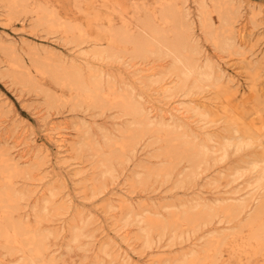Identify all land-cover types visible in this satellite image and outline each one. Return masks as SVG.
<instances>
[{
	"label": "rangeland",
	"instance_id": "374dc122",
	"mask_svg": "<svg viewBox=\"0 0 264 264\" xmlns=\"http://www.w3.org/2000/svg\"><path fill=\"white\" fill-rule=\"evenodd\" d=\"M18 1L0 0V264H264V0Z\"/></svg>",
	"mask_w": 264,
	"mask_h": 264
},
{
	"label": "bare ground",
	"instance_id": "6f19581e",
	"mask_svg": "<svg viewBox=\"0 0 264 264\" xmlns=\"http://www.w3.org/2000/svg\"><path fill=\"white\" fill-rule=\"evenodd\" d=\"M23 1H24V0H23ZM17 2L19 3L18 0H10V6L13 7L12 10H13L14 7L17 5ZM18 6H19V5H18ZM15 8H16V7H15ZM177 17H181V16H177ZM182 17H183V16H182ZM182 17H181V18H182ZM183 18H184V17H183ZM177 19H178V18H177ZM179 21H180V20H179ZM181 21L183 22V20H181ZM181 21H180V22H181ZM182 22H181V23H182ZM183 23H185V22H183ZM182 25H183V24H182ZM184 25H185V24H184ZM154 29H155V28H154ZM154 29H153V30H154ZM188 29H189V28H188ZM154 31H155V32H153V33H155L154 35H156V31H157V30L155 29ZM183 31H184V30H183ZM187 31H188V30H187ZM157 33H158V32H157ZM182 33H183V32H182ZM182 33H181V34H182ZM187 33H188V32H187ZM230 33H231V32H230ZM119 34H120V32H119ZM158 34H160V33H158ZM185 34H186V33H185ZM188 34H189V33H188ZM181 36H182V35H181ZM156 37H157V36H156ZM159 37H160V36H159ZM161 37H162V36H161ZM183 37H185V36H183ZM186 37H187V36H186ZM188 37H189V36H188ZM189 38H190V37H189ZM183 39H184V38H183ZM186 39H187V38H186ZM186 39H184V40H186ZM234 39H235V38H234ZM187 40H188V39H187ZM187 40H186V41H187ZM138 41H139V40H138ZM138 41H135V42L137 43ZM182 41H183V40H182ZM186 41H185V42H186ZM139 42H140V41H139ZM178 42H179V41H178ZM187 42H188V41H187ZM144 43H145V42H144ZM177 44H178V43H176V45H177ZM179 44H180V43H179ZM152 45H153V44H152ZM152 45H151V44H148V43H147V44H146V43L143 44V43L140 42V44L138 43V45H137V46H138V49H139L138 51H140V49H142V50L145 49V50H143V52H144V51H145V52H146V51L148 52V50L151 52V50H154V48H156V47H154V46H152ZM180 45H181V44H180ZM233 45H234V44H233ZM184 46H185V45H183V47H184ZM229 46H230V45H229ZM157 48H158V47H157ZM160 48H162V47H160ZM196 48L198 49L197 46H196ZM178 49H179V48H178ZM184 49H185V48H184ZM190 49H191V47H190ZM193 49H194V48H193ZM155 50H156V49H155ZM159 50H160V49H158V51H159ZM194 50H195V49H194ZM158 51H157V52H158ZM178 51H179V50H178ZM152 52H154V51H152ZM160 52H161V51H160ZM190 52H193V50H190ZM192 54H193V53H192ZM176 55H177V54H176ZM177 56H178V55H177ZM187 58H188V55H187ZM184 59H185V58H184ZM187 60H188V59H187ZM177 61H178V60H177ZM177 61H176V62H177ZM183 63H184V62H182L181 64L183 65ZM186 63H187V62H186ZM181 64H180V62H179V65H181ZM177 65H178V64H177ZM186 65H188V68H189V66H190L189 63H188V64H184V66H186ZM184 66H183V67H184ZM191 66H192V65H191ZM181 68H182V67H181ZM194 68H195V67H193V69L190 70V72L187 71V72L190 73V74H189L190 76H191V74L194 75V72H195V69H196V68H195V69H194ZM143 69H144V68H143ZM185 69H187V68H185ZM185 69H184V70H185ZM189 69H190V68H189ZM198 70H199V69H198ZM214 70H215V69H214ZM199 71H201V70H199ZM199 71H198V72H199ZM149 72H150V71H149ZM153 72H154V71H153ZM214 72H215V71H214ZM147 73H148V72H147ZM210 73L212 74L211 71H210ZM149 74H150V73H149ZM182 74H183V73H182ZM195 74H196V73H195ZM204 74H205V73H204ZM204 74H202V76H204ZM206 74H207V73H206ZM206 74H205V75H206ZM147 75H148V74H147ZM189 75H188V77H189ZM196 75H197V74H196ZM208 75H209V74H208ZM208 75H207V76H208ZM153 76H155V75H153ZM183 76H185V75H183ZM193 77H194V76H193ZM200 77H201V76H200ZM200 77H199V78H200ZM204 77H205V76H204ZM204 77H203V78H204ZM208 77H209V76H208ZM210 77H211V75H210ZM189 78H190V77H189ZM197 78H198V77H197ZM212 78H213V77H212ZM201 79H202V78H201ZM207 79H208V78H207ZM210 79H211V78H209L208 80H210ZM162 80H163V79H162ZM189 80H190V79H189ZM202 80H203V79H202ZM204 80H205V79H204ZM165 81H166V80H165ZM185 81H186V80H185ZM194 81H195V79H194ZM206 81H207V80H205V82H206ZM162 82H163V81H162ZM166 82H167V81H166ZM197 82H198V81H197ZM202 82H203V81H202ZM150 83H151L152 85H154V86H155V85L158 86V84H159L157 81H155V82H150ZM151 84H150V85H151ZM161 84H162V83H161ZM166 84H168V82H167V83H163V84L161 85V87H160V89H159V90H161V91H160L161 93H160V94H156V96H157V98H160L161 101H165V103H166L165 106H166L167 108H169V107H171V106L173 105V103H174V101H175V99H176V94L174 93V94H175V95H174V94L172 93V91H171V89H173L172 87H171V89H169V88H167V87L164 88V86H166ZM198 84H199V82H198ZM203 84H204V83H203ZM199 85L201 86V84H199ZM154 86H153V87H154ZM162 89H163V90H162ZM177 98H178V97H177ZM176 100H177V99H176ZM131 109H132V113H133V115L139 118L140 115H141V113H142V112H141L142 109H140L139 106L134 105V103L131 104ZM170 112H171L170 115H173V116H175V117H177V116H178V117H182L183 119H185V118L187 117V113H188L186 110H184V109H180V108H177V107H176V108H172V109L170 110ZM142 115H143V114H142ZM143 117H144V116H143ZM141 118H142V117H141ZM139 120L141 121L142 119H139ZM142 121H143L144 123H143ZM142 121H141V123H143V124H141L142 126H143V125H145V127H148V126H149V125L147 126V125L145 124V121H147V118H146V119L143 118ZM139 123H140V122H139ZM147 124H149V123H147ZM145 127H144V128H145ZM145 129H147V128H145ZM58 133H59V132H58ZM57 137H60L59 139H60L62 142H64V140L61 138V135H60V134L57 135ZM57 137H56V138H57ZM63 137H64V136H63ZM8 138H9V137H8ZM9 140H10V139H9ZM18 144H19V143H18ZM63 145H64V144H63ZM20 146H21V145H20ZM17 147L19 148L18 145H17ZM59 147H60V146H59ZM14 148H15V147H14ZM22 148H23V147H22ZM60 148H64V147H60ZM12 149H13V148H12ZM16 149H17V148H16ZM16 149H15V150H16ZM19 149H20V148H19ZM263 173H264V172H263ZM260 179H261V180L258 182V183H259V187H258V188H264V175L261 176ZM1 196H2V194H1ZM7 196H8V194H7ZM9 197H11V196L9 195ZM1 198H3L5 201L7 200V199H6L7 197L4 198V194H3V197H1ZM12 199L15 200L14 198H12ZM12 199L10 198V200H12ZM4 200H3V201H4ZM13 200H12V201H13ZM7 201H8V200H7ZM12 201H11V202H12ZM11 202H10V203H11ZM10 203H9V204H10ZM261 203H262V205L260 204L261 206H259V207L257 208L256 212H255L256 218H259V217L261 218V217H262V214L264 213V199L262 200ZM11 204H12V203H11ZM225 206H226V208H223V209L225 210V212H226L227 214H235V213H239L240 211L243 212V211H245V209L248 208L247 203L244 202V201L234 202L233 204H228V205H225ZM188 208H189V207H188ZM199 208H201V207L198 205V206H194V208H191V210H193V211H197ZM202 209H205V208L203 207ZM211 209H213V208H211ZM191 210H190V209H189V210L187 209L186 211L184 210L186 213H184V216L182 217V221H184V222L187 223V224H195V225L201 223V222H199V221H201V220L203 219V214H204L203 212H204V211L201 212V213H199V214H198V212H196V214H195V213H192ZM199 210H201V209H199ZM239 210H240V211H239ZM184 211H183V212H184ZM205 211H206V210H205ZM214 212H215L214 210H210V214H209V215H210V216L214 215ZM206 213H207V215H208L209 212H206ZM204 215H206V214H204ZM206 217H208V216H205V218H206ZM175 221H176V220H175ZM197 222H199V223H197ZM162 223H164V222H161V221H157V220H155V221H153L152 224H150V223H149V224H150V225H153V227H155V230H156L157 227L159 228V226L162 225ZM168 223H169V222H168ZM168 223H167V224H168ZM171 224H172V223H171ZM171 224H170V225H171ZM158 225H159V226H158ZM165 225H166V224H165ZM170 225H169V226H170ZM173 225H174V223H173ZM195 225H194V226H195ZM171 226H172V225H171ZM194 226H193V227H194ZM196 226H197V225H196ZM261 226L263 227L264 225L262 224ZM151 227H152V226H151ZM151 227H150V229H151V231H152V228H151ZM167 227H168V226H167ZM175 227H176V223H175ZM175 227H174V228H175ZM262 227H261V228H262ZM163 228H164V227H163ZM163 228H161V229H163ZM170 228H171V227H170ZM177 228H178V227H177ZM263 228H264V227H263ZM263 228L261 229L262 232H263ZM159 229H160V228H159ZM259 229H260V228H259ZM259 229H258V230H259ZM258 230H257V231H258ZM261 230H259V231H261ZM153 231H154V230H153ZM259 231L256 232V234H257L258 236H259V234H260ZM15 232L17 233V229H16ZM25 233H27V231H26ZM2 234H3V233H2ZM263 234H264V233H263ZM4 235H5V234H4ZM22 235H23L22 237H24L25 234H22ZM26 235H27V234H26ZM26 235H25V238H26V237H30L29 234H28L27 236H26ZM30 235H31V234H30ZM257 235H255V239H256V240L258 239V238H256ZM18 236L20 237L21 235H18ZM31 236H32V235H31ZM258 236H257V237H258ZM261 236H263L262 233L260 234L259 237H261ZM32 237H33V236H32ZM263 237H264V236H263ZM30 238H31V237H30ZM18 239H19V238H18ZM26 239H27V238H26ZM32 239H33V238H32ZM33 240H34V239H33ZM33 240H32V242H34ZM36 240H37V239H36ZM36 240H35V241H36ZM127 242H128V241H127ZM35 243H36V242H35ZM35 243H34V245H35ZM39 243H40V242H39ZM39 246H40V245H39ZM35 247H36V245H35ZM41 248H42V247H41ZM38 250H40V247H39ZM38 250H37V251H38ZM35 251H36V250H35ZM37 251H36V252H37ZM40 251H41V250H40ZM40 251H38L39 254H40Z\"/></svg>",
	"mask_w": 264,
	"mask_h": 264
}]
</instances>
